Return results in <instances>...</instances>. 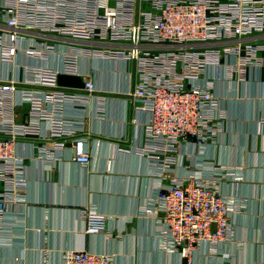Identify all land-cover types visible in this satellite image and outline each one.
I'll return each instance as SVG.
<instances>
[{
    "label": "built area",
    "instance_id": "built-area-1",
    "mask_svg": "<svg viewBox=\"0 0 264 264\" xmlns=\"http://www.w3.org/2000/svg\"><path fill=\"white\" fill-rule=\"evenodd\" d=\"M61 43L67 47L60 54L61 70L18 66L22 73L18 79H0V185L4 186L0 223L21 202L23 184L15 177L25 160L17 158L18 146L38 135L46 140L38 131L45 121L52 123L48 140H58L61 148L74 135L65 123L53 120L52 113L55 105L78 101L60 90L58 78L82 77L81 58L132 66L127 97L150 116L145 126L147 148L142 152L155 163H165L166 158L164 167L169 170L175 162L171 156L180 146L213 141L221 130L214 122L222 117L216 86L224 82L239 86L264 68V0H0L4 66L16 67L22 58L45 62L58 54ZM88 77L83 90L92 95L97 88ZM31 87L46 91L38 95ZM10 99L13 106L30 108L27 124L4 120ZM31 144L36 159L47 152ZM75 144V162L90 166V155L82 144ZM152 205L148 212L158 218L163 249L185 264H195L201 250L213 252L233 235L237 208L192 172L169 180ZM105 222L103 217H92L86 233L101 234ZM63 264L115 261L108 254L70 250Z\"/></svg>",
    "mask_w": 264,
    "mask_h": 264
},
{
    "label": "crops",
    "instance_id": "crops-1",
    "mask_svg": "<svg viewBox=\"0 0 264 264\" xmlns=\"http://www.w3.org/2000/svg\"><path fill=\"white\" fill-rule=\"evenodd\" d=\"M66 49L61 43L58 54L45 62L22 58L9 68L0 61V79H18L22 74L18 66L61 70L60 54ZM80 71V78L89 76L97 92L88 95L61 87L78 101L55 105L52 113V119L65 123L73 137L61 148L58 140H48L52 123L45 121L38 131L46 140L38 135L17 148V158L25 160L15 177L23 184L21 202L0 223V264H63L70 250L108 254L115 264H185L163 249L158 218L148 211L169 180L190 172L210 180L218 170L228 175L219 191L241 201V209L233 216L231 239L213 252L201 250L196 264H264V68L239 86L231 82L218 86L223 128L204 147L180 146L171 156L175 162L169 170L164 167L166 158L165 163H155L143 155L150 116L127 97L132 66L85 57ZM30 91L39 95L46 90ZM13 101L4 120L27 124L30 108L13 106ZM31 142L46 148L42 158L36 159ZM75 142L90 155V166L75 162ZM96 216L103 217L106 225L101 234L92 236L86 228Z\"/></svg>",
    "mask_w": 264,
    "mask_h": 264
},
{
    "label": "rangeland",
    "instance_id": "rangeland-1",
    "mask_svg": "<svg viewBox=\"0 0 264 264\" xmlns=\"http://www.w3.org/2000/svg\"><path fill=\"white\" fill-rule=\"evenodd\" d=\"M219 86V85H218ZM218 86H216L218 88ZM217 90V89H216ZM221 102V101H220ZM223 122H224V119L220 116L217 117V120L214 122V124L216 125L217 128H220L222 129L223 128ZM208 143L206 144H203L202 147H204L205 145H207ZM188 156H191V155H188ZM187 158V157H186ZM186 158L184 159V165H185V161H186ZM188 167V166H186ZM185 167V168H186ZM219 172V174H218ZM218 172H215L214 174V177H210V180L208 178H205V176H203V179L205 180V182H208L209 184L213 185V187L215 188H218V190L220 189V184L219 183H222L223 182V179L225 177H227L228 175H221L220 172L221 170H218ZM204 173V172H203ZM201 174V172H200ZM202 177V176H201ZM226 179V178H225ZM208 180V181H207ZM222 193V192H221ZM225 197L228 198V201L235 207L237 208V210H234V214L238 213L241 209V201L237 200V198L235 197H229L225 194ZM233 214V215H234ZM114 258V256H113ZM196 264V262H195Z\"/></svg>",
    "mask_w": 264,
    "mask_h": 264
},
{
    "label": "water",
    "instance_id": "water-1",
    "mask_svg": "<svg viewBox=\"0 0 264 264\" xmlns=\"http://www.w3.org/2000/svg\"><path fill=\"white\" fill-rule=\"evenodd\" d=\"M59 86L62 88L68 89H76L83 90L85 88V84L82 78L60 75L58 78Z\"/></svg>",
    "mask_w": 264,
    "mask_h": 264
}]
</instances>
